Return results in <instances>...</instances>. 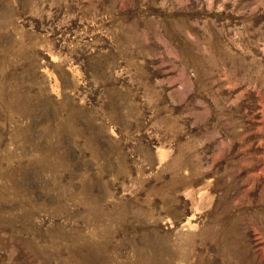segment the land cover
I'll use <instances>...</instances> for the list:
<instances>
[{"label":"rangeland","instance_id":"obj_1","mask_svg":"<svg viewBox=\"0 0 264 264\" xmlns=\"http://www.w3.org/2000/svg\"><path fill=\"white\" fill-rule=\"evenodd\" d=\"M0 264H264V0H0Z\"/></svg>","mask_w":264,"mask_h":264}]
</instances>
